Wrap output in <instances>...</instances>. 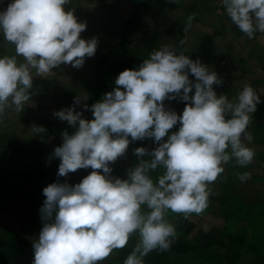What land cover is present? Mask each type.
Segmentation results:
<instances>
[{
    "label": "clouds",
    "instance_id": "9594fccd",
    "mask_svg": "<svg viewBox=\"0 0 264 264\" xmlns=\"http://www.w3.org/2000/svg\"><path fill=\"white\" fill-rule=\"evenodd\" d=\"M70 2L12 0L0 11V32L15 46V55L0 57V118L7 108L17 113L24 109L35 76L48 77L61 64L80 68L86 57L95 55L97 40L80 36L87 25L78 22L73 11H65ZM222 3L249 39L257 32L264 34V0ZM193 19L188 17L185 33ZM222 84L200 59L163 45L138 70L119 74L115 89L91 106L94 119H83L75 108L55 112L76 128L71 135L65 131L62 146L54 150L53 156L61 161L58 176L78 169L93 171L74 186L55 182L43 189L44 226L33 244V264H100L124 248L133 234L139 240L123 264H145L150 252L170 250L177 229L167 218L169 211L184 219L202 215L209 206L211 185L225 166L234 160V166L245 168L255 156L247 146L253 141L248 128L264 101L247 84L229 100L214 90ZM177 98L187 102L182 115L165 107L166 100ZM80 102L76 97L75 104ZM178 123L179 130L169 135ZM31 131L39 134L45 129L33 126ZM129 137L151 138L159 146L152 151L136 148L141 159L128 170V178L113 177L110 163L125 155ZM157 170L162 174L153 179ZM237 178L243 183L250 173H237Z\"/></svg>",
    "mask_w": 264,
    "mask_h": 264
},
{
    "label": "rangeland",
    "instance_id": "374dc122",
    "mask_svg": "<svg viewBox=\"0 0 264 264\" xmlns=\"http://www.w3.org/2000/svg\"><path fill=\"white\" fill-rule=\"evenodd\" d=\"M108 1L110 6L89 0H71L65 6V11H73L78 22L87 25L86 30L80 34L81 38L97 40L95 55L86 57L80 68L61 64L54 68L53 73L48 77L35 76L33 88L30 90L32 95L25 103L24 109L17 113L14 108H7L4 116L0 118V146L5 143L19 146L22 150V164L27 165L32 160H39L42 164L51 165L56 158L53 156L55 148L63 144V133L67 131L70 135L73 134L76 128L69 125L67 121L60 120L54 115L55 112L75 108V111L82 112L83 119L87 118L89 111L88 108H84V105L89 104L92 93L100 86L94 70L97 59L99 56L108 54L109 58H114V46L125 29V21L132 14V7L128 0ZM11 2L12 0H0V11L5 10ZM178 4L175 11H152L143 17L140 25L133 32L130 45L133 52L138 55L143 51L150 55L153 50L168 45L174 47L178 53L184 51L187 54L200 44L203 36L210 35L214 40L218 58L207 66L223 81L222 85L213 86L217 94L227 95L229 100H232L247 84L252 86L260 95L261 101H264V34L257 32L254 38L249 39L232 23L222 0H178ZM189 16H194V19L191 29L185 33L184 27ZM181 40L186 42L181 45ZM4 55H15V46L4 40L3 33L0 32V57ZM17 59L18 62H23L22 57ZM189 78L195 81L194 76ZM194 92L195 89H193V95ZM76 97H80V104H75ZM186 103L179 98L166 100L165 107L182 115ZM256 117L257 112L252 114L250 124L256 120ZM259 118L264 122V115H260ZM33 126L43 127L45 132L34 133L31 131ZM179 127L178 123L169 131H178ZM129 139L130 143L125 155L121 156L120 161L117 162V168L124 169L126 174L140 160H134L138 156L133 148L142 147L150 140L147 138L131 141V137ZM164 140H167V136ZM248 147L254 150V160L261 166L260 172L255 171V173L264 172L262 168L264 160L259 155H264V144L251 143ZM114 169L116 170L115 167ZM89 173L91 172H86L85 169H78L66 177L51 173L44 182L43 189L55 182H66L74 186L82 182ZM101 174H103L102 171ZM219 181L218 177L217 181L211 185L212 190ZM248 186L246 184L244 189L246 202L250 203L256 199V192L253 185ZM257 188H261L264 192V180L258 184ZM45 199L46 197L42 196L37 202L14 206L6 204L0 208V232L6 235L7 229L11 234H16L14 240L22 250L13 258L15 262L11 261L8 264L34 261L33 244L38 240L44 226L40 209ZM196 222L199 228L204 229L207 225L208 230L222 224L213 215L198 217ZM252 257L251 254L245 256L240 264H248ZM116 260L117 255L112 253L100 264H117ZM189 263L183 262V264Z\"/></svg>",
    "mask_w": 264,
    "mask_h": 264
},
{
    "label": "trees",
    "instance_id": "16d2710c",
    "mask_svg": "<svg viewBox=\"0 0 264 264\" xmlns=\"http://www.w3.org/2000/svg\"><path fill=\"white\" fill-rule=\"evenodd\" d=\"M89 1L110 6L108 0ZM128 1L132 7V14L125 21V29L114 46V58H109V54L99 56L94 66L100 86L89 99L86 120L94 119L91 106L100 102L104 95L116 87L115 80L122 71L138 70L143 60L149 58L148 52L142 51L136 55L130 46L133 32L138 28L143 17L152 11H175L179 6L178 0ZM186 55L194 60L200 59L205 65L212 64L218 58L214 40L210 35L203 36L200 44ZM256 112V120L249 125L248 131L253 135L252 143L264 144V122L259 118L260 115H264V102L257 105ZM171 133L169 131V135ZM148 141L149 143L142 147L149 151L159 146L154 139L150 138ZM0 148V208L6 204L14 206L37 202L44 196L43 185L49 175L51 173L58 175L60 159L55 158L51 165L42 164L39 160H32L30 164L24 165L19 146L5 143L1 144ZM259 155L264 160V155ZM120 158L115 164L110 163L111 175L127 179L124 169L117 168ZM139 159L141 158L137 157L134 160ZM143 159L148 160L151 157L145 156ZM234 163L233 160L225 166V171L219 177L220 181L215 184L216 187L209 197V206L202 215L192 214L190 219H184L183 214L169 211L167 218L177 229V239L168 251L150 252L145 257L146 264H183L185 261L190 262L189 264H240V261L249 254L253 257L248 264H264V192L261 188H257L264 180V172L259 173L261 166L256 164L254 159L245 168L234 166ZM114 167L116 170H113ZM262 168L264 170V167ZM85 170L93 171L91 168ZM255 171L259 172L255 173ZM243 172L250 173V179L242 183L237 178V173ZM160 174L162 170L152 173L153 179ZM246 184L253 185L256 192V199L250 203L246 202L244 189ZM205 215L215 216L222 222L221 226H214L207 231L199 228L196 219ZM15 238L16 234H11L7 229L6 235L0 232V264L15 262L13 258L21 253L22 250L18 247ZM138 240V234H133L124 248L114 250L113 254L117 255L115 263L123 264ZM16 263L33 264V261Z\"/></svg>",
    "mask_w": 264,
    "mask_h": 264
}]
</instances>
